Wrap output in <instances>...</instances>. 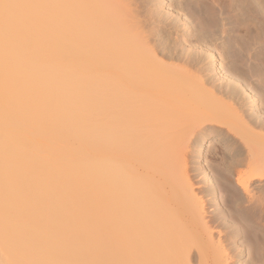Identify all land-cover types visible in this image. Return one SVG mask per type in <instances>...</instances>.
I'll use <instances>...</instances> for the list:
<instances>
[{
	"label": "bare ground",
	"instance_id": "obj_1",
	"mask_svg": "<svg viewBox=\"0 0 264 264\" xmlns=\"http://www.w3.org/2000/svg\"><path fill=\"white\" fill-rule=\"evenodd\" d=\"M262 18L264 0H0V249L11 262L249 259L264 223V189H249L264 182V103L236 79L260 87ZM210 134L231 153L208 151L216 211L252 228L232 222L222 250L188 193L191 154ZM233 174L254 191L245 209Z\"/></svg>",
	"mask_w": 264,
	"mask_h": 264
},
{
	"label": "rangeland",
	"instance_id": "obj_2",
	"mask_svg": "<svg viewBox=\"0 0 264 264\" xmlns=\"http://www.w3.org/2000/svg\"><path fill=\"white\" fill-rule=\"evenodd\" d=\"M170 2H169V4H172V2L171 3ZM165 7L166 8H171V9L174 8L173 10H175V13L178 12V11H176L177 8H176L175 4L171 5L170 7H169V5H167ZM260 19H261V17H260ZM262 59H264V54H262V52L260 51V52H258L257 59L255 61L256 67L259 68V69H261V61H262ZM219 73L221 75H225L224 70H221V72L219 70ZM260 108H261V110L263 112L264 111V105H260ZM221 139H222V136H218V135L215 136V134H210V136L208 138H206V140L204 141L203 146L200 148V151H201L200 154H198V152H196V151H193L192 152L191 155L194 156V158H192L193 159L192 161L194 163H196L197 170H196V174H195L196 176L195 175H192V172H190L191 174L189 173V175H188L191 178V182H192V185L190 186L191 190L189 188L188 193H189V191H191L192 193L190 192L189 194L190 195L193 194L192 195L193 197H195L196 195H198L195 198L199 197L196 200L197 201L200 200L199 202L202 201L199 204L202 206V208L201 207L200 208H201L202 212L204 213L203 215H206V212H208V214L209 213L211 214L214 211L216 212V215H218L219 219L217 218V220H214V218L211 217L210 214L209 215L207 214L206 220H211L212 219V221L208 223V225L210 226L209 229H208L209 230L208 232L209 233L211 232L210 233V238H212L214 240H213V242L212 241H210V242L213 243V246H214V244L217 245V246L219 245V247H221V250H222V248L224 249L223 246L225 244V241L224 242L221 241L222 240L221 239L222 238L221 236L224 235V232L229 233L228 231H231V230L234 229L235 226L233 225V223H236L240 227L248 228L251 231H252V228H251V225H248L249 223L247 221H244L243 219H240L238 217V215H236V214L234 216H236L237 218L233 217L234 218L233 219L234 221H232L233 222L232 223L231 221H229L230 220V216L229 217H225L219 211H216V209L218 208L219 205H221V204L223 205L222 194L220 195V191L218 193L217 187L219 185H218V182H216L217 179L214 176L209 178V177L206 176V174L210 173V175L212 176V173L210 172L209 165H210V162H212V159L211 158H213V154H211L212 152H208L209 149L216 148V149H220L222 151L224 150V152H225V154L227 156H230V154H231L230 151H229V149L224 146L226 144V142L224 141V139H222V140ZM198 156H199V158H198ZM242 168H243V170L246 168V172L249 171V169H248L247 166H244ZM250 173H251V171H249V174ZM188 176H187V178H189ZM190 178H189V180H190ZM230 179H231V181L234 184H236V187L238 188V191H241L242 192V193L240 192V194L242 195V197H240L241 199H239L240 201H238L239 202V205L238 206L239 207L242 206V208H240V209H245L246 206H247V204H248V201L247 200H249V195H252L251 192H254V191H250V193L249 192H246L243 187H241L240 185H238L235 174H233ZM263 183L264 182H261L260 183V181L258 180L256 182H254V184L250 185V188L249 189L251 190L252 188H254L255 190L256 189L257 190H259V189L260 190H263L264 189ZM194 193H195V195H194ZM228 197H230V196H228ZM216 199H217V201H216ZM226 213H228V212H226ZM253 222L255 223L256 221L254 220ZM261 224H263V225H261ZM261 224L260 225L258 224L256 226L257 230H259L258 233L256 232V235L257 234L258 235L260 234V236H258L259 239H261L260 237H264V223H261ZM252 226H253V224H252ZM250 230H249V232H251ZM245 240L246 239H245L244 235H241V234H239V235H237L235 237L236 244L237 245H240L241 247L243 246V248L246 245L245 242H244ZM218 242L220 244H218ZM217 246H215L214 248H216V249L219 248ZM5 254H6V252H4V250L2 249L0 251V263L1 264H14V262H11V259H9V256L8 255L6 256ZM224 254H226V253H224ZM224 257H225V255H224ZM238 259L239 260L241 259V261H243V260L246 261L248 259V253L244 252V254L240 258H238ZM228 260H226V261L228 263H231L232 260L231 259H228ZM239 260H237L236 264H240L241 261H239Z\"/></svg>",
	"mask_w": 264,
	"mask_h": 264
},
{
	"label": "snow or ice",
	"instance_id": "obj_3",
	"mask_svg": "<svg viewBox=\"0 0 264 264\" xmlns=\"http://www.w3.org/2000/svg\"><path fill=\"white\" fill-rule=\"evenodd\" d=\"M262 25H264V18H262ZM261 45L262 51H264V29H262L261 34ZM236 84L243 90L245 95L254 100L256 99V92L258 91L259 102L264 103V59L261 61V80L259 89H256L255 87H248V85L241 79H236ZM251 249V256L247 260V264H264V237L259 240L258 244L255 240H253L251 243ZM240 264H244V262L241 261Z\"/></svg>",
	"mask_w": 264,
	"mask_h": 264
}]
</instances>
